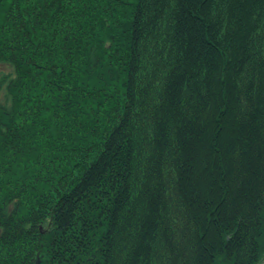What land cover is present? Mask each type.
Here are the masks:
<instances>
[{
  "label": "trees",
  "instance_id": "trees-1",
  "mask_svg": "<svg viewBox=\"0 0 264 264\" xmlns=\"http://www.w3.org/2000/svg\"><path fill=\"white\" fill-rule=\"evenodd\" d=\"M264 0H0V264H259Z\"/></svg>",
  "mask_w": 264,
  "mask_h": 264
},
{
  "label": "rangeland",
  "instance_id": "rangeland-1",
  "mask_svg": "<svg viewBox=\"0 0 264 264\" xmlns=\"http://www.w3.org/2000/svg\"><path fill=\"white\" fill-rule=\"evenodd\" d=\"M259 264H264V258L260 261Z\"/></svg>",
  "mask_w": 264,
  "mask_h": 264
}]
</instances>
